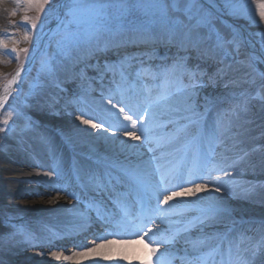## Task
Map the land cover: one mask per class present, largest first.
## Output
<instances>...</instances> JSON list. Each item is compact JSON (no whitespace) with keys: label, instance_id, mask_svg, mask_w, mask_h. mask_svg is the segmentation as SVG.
Wrapping results in <instances>:
<instances>
[{"label":"bare ground","instance_id":"obj_1","mask_svg":"<svg viewBox=\"0 0 264 264\" xmlns=\"http://www.w3.org/2000/svg\"><path fill=\"white\" fill-rule=\"evenodd\" d=\"M152 6H135L111 20L90 15L78 36L53 41V52L20 69L18 77L14 60L0 78V99L7 97L0 106L7 120L0 131V205L17 207L0 216V238L19 232L0 247V264H264V247L252 256L264 244V101L250 96L262 81L250 75L235 79L245 69L218 54L224 41L192 19ZM25 8L0 0V65L9 62L1 51L9 53L24 40L22 20L11 13ZM142 22L155 30L124 28ZM178 22L182 30L192 29L195 51L169 42ZM242 36L241 51L248 53L249 34L242 30ZM154 44L169 47L152 53ZM123 52L133 56L124 59ZM115 54L121 64L111 61ZM96 57L103 59L105 76L110 74L105 81L99 66L86 64ZM240 61L257 73L249 59ZM192 71L199 77L194 91L188 86ZM9 72L14 75L4 86ZM26 81L32 87L22 88ZM128 105L141 116L148 109L159 141L152 146L155 154L142 140L124 135L123 126L131 125L118 107ZM194 162L203 176L194 183L205 189L174 197L171 207L153 200V207L166 209L163 215L148 211V192L160 182L161 170L178 178L174 186L159 184L168 188L159 199L194 186L188 182ZM78 219L86 222L74 225ZM104 224L111 231L102 232ZM149 228L153 233L145 235ZM83 232L88 238L78 242ZM165 237L170 243L159 245Z\"/></svg>","mask_w":264,"mask_h":264},{"label":"rangeland","instance_id":"obj_2","mask_svg":"<svg viewBox=\"0 0 264 264\" xmlns=\"http://www.w3.org/2000/svg\"><path fill=\"white\" fill-rule=\"evenodd\" d=\"M156 2H158L159 5L166 3L171 6H178L173 7V10L168 15H177L180 18L188 16L184 11L185 4H194L195 7L192 8L190 13L193 23L201 24L202 30L209 31L213 39L224 41L218 51L220 56L225 58L228 57L230 60H234L237 65L244 67V73L236 75L235 79L242 80L250 75L262 81L258 87L254 88L250 96L253 99L264 101V20L260 19L256 11V5L258 3H264V0H49V2L44 5L46 11L38 12L35 8L28 9L27 11H25V9L23 11L18 9L15 10L16 14L13 15V19L22 20L18 28L20 32L23 31L24 40L16 42L17 46L12 48L9 53L1 51V53L5 54L8 58L9 62L0 65V78L14 66V60L17 61L16 71L18 68L20 70L25 66L27 67L30 62L45 58L47 56V51L53 52L51 51L53 41H57L60 38L67 41L64 24L66 21V13L73 5L79 4L84 6V9L77 13L80 22L75 28V35L78 36L81 26L89 19L90 15L92 16L91 20H111L113 16L122 17L128 15L129 12H132L134 6L146 8L148 6L151 7L153 4V6L156 7ZM22 5L23 4H19V6ZM25 15L35 19L37 24L35 29L31 27V20L25 21L23 19ZM124 28L136 30L139 31V33L147 30H155V26L147 22ZM98 29L104 28L103 26H99ZM242 30H246L249 34V39L247 41L248 53H242L241 51V46L243 44L240 40L243 38ZM118 31L120 32L122 30L120 29ZM26 33L28 36L27 40L25 39ZM3 42L10 45V40L7 37L3 38ZM168 47L169 45L158 48L157 51L166 50ZM24 49L27 51H22ZM174 56L176 57L177 54ZM240 59H249L252 64L254 63L256 66L254 69L257 70V73H252V70L247 68V65L241 62ZM211 71L214 72L215 68L214 71ZM11 72L7 74L4 86L7 81L12 78ZM100 77L102 81H105L104 77ZM201 85L202 84H199V86ZM21 87L30 88L32 86L29 81H26L25 83H21ZM110 88H112V86H110ZM72 92L75 93V89H72ZM11 114V111L8 110L7 117ZM3 119L4 116L2 115V117H0V129L5 128ZM90 196L93 197V194H90ZM11 205L8 207L0 205V216L5 217L9 211L14 212L17 210L16 206ZM106 231H111V226L108 224H104L102 228V232ZM18 234L19 232H13L7 236H2L0 238V247L8 240L17 237ZM77 238L78 242H82V239L88 238V235L83 232L82 236ZM62 243L65 244V247L68 246L66 241ZM5 255L7 256L8 254L5 253Z\"/></svg>","mask_w":264,"mask_h":264},{"label":"snow or ice","instance_id":"obj_3","mask_svg":"<svg viewBox=\"0 0 264 264\" xmlns=\"http://www.w3.org/2000/svg\"><path fill=\"white\" fill-rule=\"evenodd\" d=\"M48 2L49 0H16V3L18 5L19 4L26 5L25 11L31 8H35L38 12L46 11L44 8V5L47 4ZM156 7H158L165 15H167L173 10V7H178V6H171L165 3L163 5H157ZM193 7H195V5L191 3L185 4L184 6V11L186 14H188L187 18L189 20L192 19L190 13ZM256 7H257V11H258L260 19L264 20V3H258ZM83 9H84L83 5L77 4V5H73V7L70 8L68 12L66 13V21L64 24L66 38H71L75 35V28L80 22L77 13L79 11H82ZM15 14H16L15 11L11 13V15H15ZM23 19L25 21L31 20V27L33 29L37 27V24L34 18H30L27 15H25ZM25 39L26 40L28 39L27 33L25 34ZM168 39L170 43L178 44L185 52L195 51L197 49V45L192 37V29L189 28L187 31L182 30L179 27V22H178V25L174 29H172L171 34ZM22 51L26 52L27 50L24 49ZM184 61H185V58L181 57L179 62L183 64ZM185 67H186V64H185ZM19 74H20V70L18 68L16 72V76L18 77ZM15 79L16 78L13 77V80L9 83L8 87H10L12 83H15ZM197 79H199V77L195 71H192L188 76V80H189L188 86L191 87L193 91L195 90V81ZM6 98L7 97L5 96L4 98L0 99V106L3 105ZM108 103L111 104L112 108L117 107L116 104H113L110 99ZM126 107H127V110H126ZM119 115L122 116L123 119L125 121H128L129 124L131 125L130 129L128 128V125L123 126L125 128L124 135L130 137L134 141L142 140L143 143L149 146L148 150L152 152L153 154H155L156 149L153 148L152 146L154 144L159 146V141L153 136V129L148 124V121L152 118L149 115L148 109L145 108L143 111V116H141L139 109L136 106L128 105V106L119 108ZM77 119L81 120V123L85 125H90L94 129H99L102 127V123H93V118L91 117L88 119H83L82 116H77ZM4 123L7 124V120H5ZM4 130L5 129H0V131H4ZM138 132L140 133V135H137ZM201 172H202V166L194 162L193 168L189 172L190 180L188 181L190 183H193L194 186L193 187H180L179 191H171L170 194L164 195L163 199H159L162 192L168 191L167 187H160L159 184L174 186L172 185V180L178 178L172 172L161 170L160 182H158L157 186L153 187L148 192V201H147L148 211H150L153 214L159 212L161 215H163L166 209L162 207H158V206L153 207L152 206L153 200L156 201L157 205H169V202L173 200L174 197L184 196V195H195L197 192L205 189L206 187L205 184H195L194 183L195 180L203 178V176L201 175ZM215 190L219 191L220 189L219 187H217ZM169 207H171V205H169ZM161 222L163 223V220ZM155 231L160 232L161 230L157 226ZM150 233H153L152 228H149L148 233H145V235H148ZM171 239H175V237H172ZM168 243H170V239L168 237H165L159 241V245H167ZM262 247H264V244H260L256 246V248L252 251L253 258L255 257L256 252L259 251L260 248ZM151 252L153 254H157L158 247L152 248ZM53 255L56 256L57 259H59V256L56 253H53ZM159 258L160 256L158 255L157 259L159 260ZM66 259H69V257H66ZM240 264H252V261L249 259H241Z\"/></svg>","mask_w":264,"mask_h":264}]
</instances>
